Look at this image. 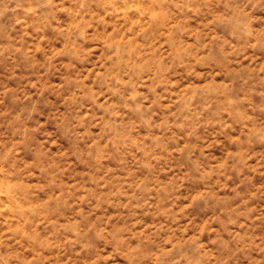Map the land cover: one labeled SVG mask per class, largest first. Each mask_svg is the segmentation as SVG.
<instances>
[{"label": "rangeland", "instance_id": "rangeland-1", "mask_svg": "<svg viewBox=\"0 0 264 264\" xmlns=\"http://www.w3.org/2000/svg\"><path fill=\"white\" fill-rule=\"evenodd\" d=\"M0 264H264V0H0Z\"/></svg>", "mask_w": 264, "mask_h": 264}]
</instances>
